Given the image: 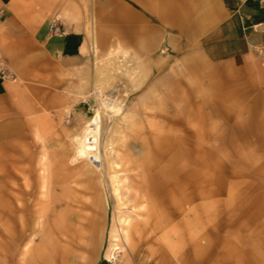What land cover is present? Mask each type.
I'll list each match as a JSON object with an SVG mask.
<instances>
[{"label":"rangeland","instance_id":"1","mask_svg":"<svg viewBox=\"0 0 264 264\" xmlns=\"http://www.w3.org/2000/svg\"><path fill=\"white\" fill-rule=\"evenodd\" d=\"M103 1L0 0V264H38L55 222L44 207L64 194L75 195L72 220L83 228L70 264H138L126 243L104 258L111 225L120 229L124 215L143 221L124 192L122 204L112 195L108 162L116 170L131 162L137 175L161 156L185 162L197 176L188 195L199 185L204 195L175 217L171 248L152 264H264V53L209 50L155 20L124 10L132 17L119 18V4ZM49 33L81 39L77 65L51 49ZM96 113L100 169L74 160L72 141ZM194 208L199 222L185 215ZM57 255L53 264H62Z\"/></svg>","mask_w":264,"mask_h":264},{"label":"bare ground","instance_id":"2","mask_svg":"<svg viewBox=\"0 0 264 264\" xmlns=\"http://www.w3.org/2000/svg\"><path fill=\"white\" fill-rule=\"evenodd\" d=\"M104 106L110 109L113 114L120 111L121 106L116 103H103ZM100 114L96 113L91 118L90 122L86 125L83 133H77L72 136L73 144L75 145L74 160L81 158L88 160L92 166L100 169L101 166L97 163L100 161L99 153V135H100ZM48 128L44 122L39 123L36 128V135L39 139L42 138V132ZM42 140V139H41ZM181 142V141H180ZM178 151L181 152L185 148V142L182 141L178 144ZM173 149L176 145H171ZM172 147H170L172 149ZM168 149L164 150V153H168ZM182 153V152H181ZM6 160L9 161L10 154H6ZM163 155V154H162ZM46 155H44L43 165H45L44 171L49 172L47 163L45 161ZM164 158L161 156L159 159H155L151 167H146L149 172H141L137 175H130L129 172H133L136 166H132L131 162L124 165L123 169H115L118 166L115 161L109 160L108 167L112 170L110 175V183L112 188V195L116 199L118 204L123 203L122 192H124V198H126L130 206L131 212L137 217L143 218V221L132 222L133 220L127 215L121 219L120 229L110 226L109 229V247L106 249L104 258L107 261L115 260L119 250L124 248V243L134 253L135 259L138 260V264H152L155 258L160 255L162 257L164 253L171 248V236L169 225L172 224L176 216L182 214L186 209V204L190 201L202 198L204 195L203 185L196 187L194 192H191V196L188 195V185L191 186L194 178L197 176L188 172L185 162L176 161L177 158L171 157L166 163L163 162ZM160 165L159 168H156ZM133 167V168H132ZM85 168V164H81L78 169ZM156 169V171H155ZM138 170V169H137ZM124 172L120 177L118 172ZM152 172V173H151ZM177 175L178 179L176 184L173 180ZM202 179L201 176L198 175ZM68 179V177H67ZM62 178V187H65L67 180ZM192 180V182H190ZM70 188V187H69ZM211 190V189H210ZM211 192H214V190ZM76 201L75 195L64 194V197L57 201V206L51 207L45 206L44 211L52 215L55 218L53 223V230L51 226H48L46 238L43 240V251L37 257L38 264H53L55 259V253H58L62 264H70L68 261L69 255L73 257L78 256V251L81 248L80 241H83V228L75 225L72 220L73 203ZM49 205V204H48ZM48 207V209H47ZM192 213L194 221H200V212L194 208L185 213L186 216H190ZM184 215V216H185ZM134 216V217H135ZM139 224V226H138ZM134 230V231H133ZM56 231V232H55ZM61 236L67 237L69 248H58L56 233ZM138 234L139 251L137 254H142V263L140 258L137 257L135 251V243L133 242V233ZM139 256V255H138ZM144 256V257H143ZM164 257V256H163ZM149 258V260H144Z\"/></svg>","mask_w":264,"mask_h":264},{"label":"crops","instance_id":"3","mask_svg":"<svg viewBox=\"0 0 264 264\" xmlns=\"http://www.w3.org/2000/svg\"><path fill=\"white\" fill-rule=\"evenodd\" d=\"M111 1L119 4V18L155 20L167 34L193 37L209 50L251 52L264 42V0ZM123 10L132 16L121 14ZM63 34H48L51 49L68 60L67 64L77 65L82 56L81 39Z\"/></svg>","mask_w":264,"mask_h":264},{"label":"built area","instance_id":"4","mask_svg":"<svg viewBox=\"0 0 264 264\" xmlns=\"http://www.w3.org/2000/svg\"><path fill=\"white\" fill-rule=\"evenodd\" d=\"M50 29L51 30H54V29L57 30V27H56L55 22L51 23ZM256 51L258 53H264V42L261 45H259V46L256 47Z\"/></svg>","mask_w":264,"mask_h":264}]
</instances>
